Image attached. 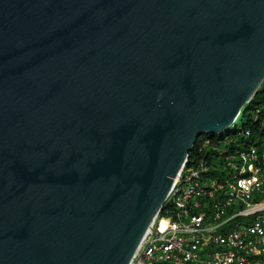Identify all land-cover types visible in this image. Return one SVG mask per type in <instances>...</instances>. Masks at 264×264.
Here are the masks:
<instances>
[{
	"label": "water",
	"instance_id": "1",
	"mask_svg": "<svg viewBox=\"0 0 264 264\" xmlns=\"http://www.w3.org/2000/svg\"><path fill=\"white\" fill-rule=\"evenodd\" d=\"M263 80L264 0H0V264H130Z\"/></svg>",
	"mask_w": 264,
	"mask_h": 264
},
{
	"label": "built area",
	"instance_id": "2",
	"mask_svg": "<svg viewBox=\"0 0 264 264\" xmlns=\"http://www.w3.org/2000/svg\"><path fill=\"white\" fill-rule=\"evenodd\" d=\"M186 164L130 264H264V153L239 150L221 180Z\"/></svg>",
	"mask_w": 264,
	"mask_h": 264
},
{
	"label": "trees",
	"instance_id": "3",
	"mask_svg": "<svg viewBox=\"0 0 264 264\" xmlns=\"http://www.w3.org/2000/svg\"><path fill=\"white\" fill-rule=\"evenodd\" d=\"M238 119L219 136H199L189 152L185 168L192 167L203 177L221 180L234 171L226 163L235 160L239 150L255 148L264 153V80ZM220 146L224 148L222 151Z\"/></svg>",
	"mask_w": 264,
	"mask_h": 264
},
{
	"label": "rangeland",
	"instance_id": "4",
	"mask_svg": "<svg viewBox=\"0 0 264 264\" xmlns=\"http://www.w3.org/2000/svg\"><path fill=\"white\" fill-rule=\"evenodd\" d=\"M238 120H239V119H237V122H238ZM223 149H224L223 146H220V147H219V150L222 151Z\"/></svg>",
	"mask_w": 264,
	"mask_h": 264
}]
</instances>
